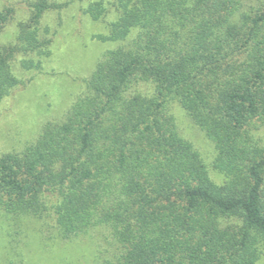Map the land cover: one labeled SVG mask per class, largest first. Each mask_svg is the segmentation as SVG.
Here are the masks:
<instances>
[{"label": "trees", "instance_id": "16d2710c", "mask_svg": "<svg viewBox=\"0 0 264 264\" xmlns=\"http://www.w3.org/2000/svg\"><path fill=\"white\" fill-rule=\"evenodd\" d=\"M117 5L120 18L96 38L120 44L65 119L0 158V211L43 220L63 241L107 228L117 251L98 264H256L264 248V5L254 13L241 10L242 0ZM53 7L34 3L18 43L0 45V105L22 84L12 64L39 48L38 25ZM104 11V0L87 9L94 20ZM14 12H0V33ZM172 103L214 144L222 184L181 136Z\"/></svg>", "mask_w": 264, "mask_h": 264}, {"label": "rangeland", "instance_id": "374dc122", "mask_svg": "<svg viewBox=\"0 0 264 264\" xmlns=\"http://www.w3.org/2000/svg\"><path fill=\"white\" fill-rule=\"evenodd\" d=\"M41 0H0V12L11 6L13 18L0 33V45L18 43L22 24L30 23L32 5ZM48 9L38 25L40 46L19 53L12 64L22 84L13 88L0 105V158L23 151L38 138L47 123L62 122L72 104L85 92L86 80L103 55L119 42L101 41L121 11L117 0H104L105 11L94 20L87 12L97 0H46ZM264 0H242V11L254 13ZM20 60L40 62L36 68H22ZM151 94L153 88L142 84ZM171 113L183 138L201 154L210 175L222 184L226 178L214 167V144L195 125L186 111L172 103ZM117 245L110 231L96 227L72 241L57 237L56 229L36 217L9 215L0 211V264H98L112 258ZM256 264H264L261 247Z\"/></svg>", "mask_w": 264, "mask_h": 264}]
</instances>
